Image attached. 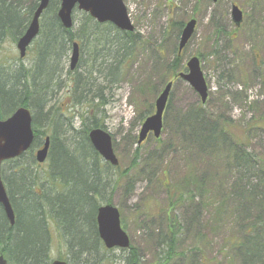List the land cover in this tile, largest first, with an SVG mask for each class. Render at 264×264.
<instances>
[{
    "label": "trees",
    "instance_id": "trees-1",
    "mask_svg": "<svg viewBox=\"0 0 264 264\" xmlns=\"http://www.w3.org/2000/svg\"><path fill=\"white\" fill-rule=\"evenodd\" d=\"M39 2L30 0L26 4L21 0H0V55L7 41L16 43L24 35ZM59 8L60 1L51 0L43 14L40 34L30 48L32 60L29 66L22 61L16 65L6 64L0 58V120L7 119L21 107L28 108L33 113L36 135L29 152L3 167V181L16 221L11 226L0 205V256L11 264H51L49 251L52 228H55L66 240L72 264H115L114 252L117 250L104 247L98 233L97 212L100 206L111 203L106 200L105 194L120 184L118 177L115 179L116 174H113L119 166L102 162L90 143L89 132L105 129L96 114L106 104V94L113 92L128 69L134 66L140 48L146 47L157 54V69L164 68L173 79L185 70L184 56L183 53L179 54L178 43L172 58L166 60L163 49L144 42L140 34L122 32L109 23L100 24L83 12L74 13V26L66 30L58 18ZM183 28V23L175 24L178 41ZM217 34L219 39L221 28ZM74 43L79 44L80 55L86 62L81 64L80 56L77 69L72 72L67 68L66 61ZM79 68L83 71L79 72ZM65 74L68 78L64 80ZM65 87L76 92L74 101L77 99L78 102L88 103L80 117L82 126L79 130L66 117L68 108L63 109L62 104L53 103V98L61 94ZM88 95L91 99L87 98ZM94 98L100 99V103L94 104ZM152 110L153 105L140 115V125L152 114ZM179 118L178 127H181L182 134L188 133L197 148L207 150L217 141H222L229 144L231 152H236V163L238 169L242 170V178L234 185L230 196L240 199L237 212L241 222L238 234L245 248L242 259L244 264H264V219L251 216L254 208L249 207V204L264 206V189L260 190L259 184L256 187L250 185L252 168L248 154L243 148L232 144L234 136L225 125H219L221 120L212 121L202 104L192 107ZM50 130L52 134L47 135L46 132ZM46 136L51 138L50 164L47 174L42 176L37 172L40 165L35 160V150L42 145ZM126 142L137 145L136 162L142 145L138 146V137L132 134L127 136ZM184 181L175 185L163 182L170 204L160 211L159 216L164 222L150 237L160 258L158 264H186V258L178 252L184 235L181 220L176 214L178 210L184 212L188 207L193 210L185 232L191 234L196 229L198 236L204 227L202 203H195V196L191 195L196 190L201 192L200 195L204 194V179L192 175ZM260 197L262 201L259 202ZM236 249L238 252L242 250L241 247ZM120 252H127V258L121 259L126 264H142L140 252L132 243L128 250Z\"/></svg>",
    "mask_w": 264,
    "mask_h": 264
},
{
    "label": "rangeland",
    "instance_id": "rangeland-1",
    "mask_svg": "<svg viewBox=\"0 0 264 264\" xmlns=\"http://www.w3.org/2000/svg\"><path fill=\"white\" fill-rule=\"evenodd\" d=\"M21 1L27 4L30 0ZM123 2L136 33L142 36L144 42L161 47L166 60L172 58L179 43L175 24L185 25L192 19L197 21L196 31L183 51L184 64L193 57L200 58L209 97L204 105L188 83L177 81L171 93L170 108H167L164 116L161 138L156 140L153 136L149 137L141 146L135 162L137 145L128 144L127 136L132 134L138 137L140 115L152 105L155 110L157 98L167 83L173 81L164 68L157 69V54L151 53L146 47L140 48L134 66L128 69L113 92L106 94L107 102L96 114L104 123L105 130L111 134L120 162L116 173L113 172L120 184L108 190L106 200L120 210L122 225L125 224L124 229L131 243L138 248L142 264H156L160 258L150 237L164 222L159 216L160 211L170 204L163 182L175 185L185 182L189 176H198L204 179V194L200 195L201 192L196 190L191 195L195 196V203H202L204 227L199 235L197 233L198 236L196 229L191 234L185 232L193 210L188 206L184 212L178 210L176 214L181 220L184 234L178 252L184 255L186 264H244L242 257L245 248L238 234L241 222L237 209L240 208V199L230 196L234 185L242 178V170L238 169L236 163V152H231L229 144L222 141H217L215 146L207 150H201L194 146L188 133L182 134L178 124L179 115L202 104L212 121L221 120L219 125L228 128L234 136L232 144L243 148L248 154L249 166L252 168L250 185L256 187L259 184V189H264V0H220L217 3L212 0ZM233 5L240 7L244 13L240 28L235 26L231 17ZM219 28L222 29V35L218 39ZM70 57L71 52L66 61L68 69ZM0 58L6 64L16 65L22 61L26 66L32 60L30 50L27 57L20 60L16 43L11 41L4 45ZM84 62L86 59L81 56V64ZM78 71L82 72L83 69L79 68ZM66 78L67 74L63 79ZM75 94L74 89L65 87L61 94L53 98V103L62 104L63 109L68 108L65 115L79 130L82 126L80 117L88 103L78 102L77 99L75 102ZM87 98L91 99V96ZM93 100L94 104L100 103V99ZM41 130L44 131L43 128ZM46 133L51 135L52 130ZM49 164L48 160L37 168V172L46 175ZM4 166L7 167V164ZM185 188L189 189L187 185ZM249 207L254 208L251 216L264 219L263 205L249 204ZM239 247L241 252L236 249ZM114 255L115 264H126L121 259L127 258V252L123 254L117 250ZM49 256L51 262L65 260L72 264L66 240L55 228H52ZM193 256L196 258L193 259Z\"/></svg>",
    "mask_w": 264,
    "mask_h": 264
},
{
    "label": "water",
    "instance_id": "water-1",
    "mask_svg": "<svg viewBox=\"0 0 264 264\" xmlns=\"http://www.w3.org/2000/svg\"><path fill=\"white\" fill-rule=\"evenodd\" d=\"M217 3L219 0H212ZM51 0H41L26 33L19 39L17 49L20 58H25L40 33V20L48 9ZM58 18L65 29L73 27V12L78 9L89 14L100 24L110 23L123 32H134L127 7L123 0H60ZM231 17L234 24L240 27L243 22V12L238 6H233ZM196 20L189 21L182 31L179 52H182L195 33ZM80 58V48L73 45L70 69L75 70ZM186 73H181L179 79L187 82L199 95L202 103L208 99V85L201 70L200 60L197 57L190 59L186 66ZM173 83H169L158 97L155 104V113L143 123L138 145H141L150 134L160 138L163 129V119L168 106ZM33 116L31 110L25 107L17 109L6 120H0V205L11 226L15 225L16 216L13 210L6 186L2 178V166L5 162L21 157L29 151L34 143ZM89 140L95 151L110 165L117 167L118 158L114 152L112 136L103 129H94L89 133ZM50 138H46L43 148L37 151L36 160L43 164L49 155ZM98 233L107 249H128L130 238L123 230L121 215L112 204L101 206L97 212ZM0 264H9L4 256H0ZM52 264H68L64 261H54Z\"/></svg>",
    "mask_w": 264,
    "mask_h": 264
}]
</instances>
